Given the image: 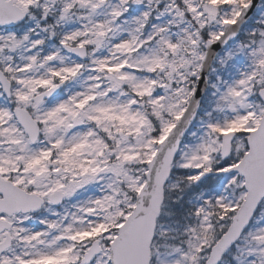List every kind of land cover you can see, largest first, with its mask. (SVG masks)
<instances>
[{
	"label": "rangeland",
	"instance_id": "obj_1",
	"mask_svg": "<svg viewBox=\"0 0 264 264\" xmlns=\"http://www.w3.org/2000/svg\"><path fill=\"white\" fill-rule=\"evenodd\" d=\"M10 1L30 12L52 5L51 0ZM138 1L142 2L137 13L119 17V0H70L77 3L74 9L81 18L76 27L66 30L63 43L93 41L97 46L90 50L86 64L67 56L59 46H47L45 51L39 47V38L29 36L37 23L35 14L13 30H0V71L13 88L9 100L0 93V178L45 199L53 190L65 193L58 208L45 205L32 217L12 219L17 242L1 256L0 264H78L92 240H98L101 250L89 264H109V242L143 182L141 163L151 157L192 91L203 35L215 37L221 24L232 21L239 9L231 5L226 11L216 10L218 2L232 0ZM257 12L252 26L218 56L208 73L200 113L172 164L168 199L181 184L195 188L197 175L219 163L221 134L253 129L258 113L264 111L251 97L246 75L250 66H259L262 73L254 84H264V3ZM88 17L93 20L84 19ZM144 22L148 31L140 37L136 28ZM259 22L262 25L255 26ZM233 58L231 74L224 79L222 65ZM154 64L158 66L154 75L140 70ZM61 81L66 87L56 98L33 108L34 94ZM16 104L29 108L39 123L41 134L34 145L12 118L10 106ZM77 117L83 123L73 129ZM99 121L106 133L103 137L97 130ZM242 133L232 140L226 161L233 162L245 151L246 133ZM51 148L58 152L48 164L45 157ZM216 175L199 184L200 194L190 202L197 216L193 226L177 228L161 222L156 226L149 264H196L208 216L218 218L215 206L233 211L244 196L241 179L223 175L214 206L209 192L201 188ZM255 216L220 264H264V201ZM226 222L222 218V230ZM206 236L211 238L210 233Z\"/></svg>",
	"mask_w": 264,
	"mask_h": 264
},
{
	"label": "water",
	"instance_id": "obj_2",
	"mask_svg": "<svg viewBox=\"0 0 264 264\" xmlns=\"http://www.w3.org/2000/svg\"><path fill=\"white\" fill-rule=\"evenodd\" d=\"M257 4L258 0H249L247 5L239 10V14L234 22L223 24V30L215 41H206L205 53L201 60L200 71L193 92L187 98V104L182 114L177 118L174 126L169 129L167 136L157 143V149L153 157L147 161V172L144 174L145 182L135 196V205L123 223L118 227L117 236L110 242L109 255L111 264H148V247L154 232L155 217L159 212L158 209L163 200L162 187L168 179L169 165L175 157L179 143L198 112L200 99L206 91L207 86L205 76L217 51L237 37L239 29L252 16ZM25 15L26 12L21 11L15 4L10 1L0 0V27L2 25L13 26L22 21ZM63 48L66 52L68 51L77 57L83 58L85 56L82 47L70 48L67 46ZM0 80L3 92L7 95L9 84L5 79L0 78ZM60 86L61 84H58V86L37 95L35 104L43 98L56 93ZM257 95L264 102V88L259 90ZM13 115L20 123L29 140L32 143L35 142L38 129L29 114L20 108H14ZM260 119L258 126L246 138L247 151L241 160L233 167L221 171L222 174L237 172V174L243 177L245 197L227 226L225 233L210 248V253L205 260V264H217L220 261L219 259L224 249L236 241L252 218L258 203L264 197V114ZM79 124L80 121L76 120L74 126H78ZM232 137L233 133L230 132L221 136V146L219 149L221 158L229 154ZM203 176L204 173L198 179H201ZM0 193L3 195V198L0 199V212H5L7 215L18 211H36L42 205V200L35 194H26L5 181H0ZM62 198L61 192H53L49 203L58 205ZM7 244V240L0 244V253ZM90 245L87 252L83 255L80 264H86L92 260L99 251L96 241H93Z\"/></svg>",
	"mask_w": 264,
	"mask_h": 264
},
{
	"label": "trees",
	"instance_id": "obj_3",
	"mask_svg": "<svg viewBox=\"0 0 264 264\" xmlns=\"http://www.w3.org/2000/svg\"><path fill=\"white\" fill-rule=\"evenodd\" d=\"M238 1L240 0H235L234 2L236 4H240V3H237ZM140 3L141 2H138V0H120V5L118 8H120L121 12H126L127 15H129L131 12H135L139 9V6H140ZM219 3V2H218ZM57 6H55L56 8ZM64 6L62 5L61 8H63ZM54 8V9H55ZM69 14L70 13H73V10L71 8L67 9ZM62 11V15L64 13V11H66V8L61 10ZM61 11L58 10V11H55V12H52V16H55L56 14L58 16H60L61 14ZM61 15V16H62ZM125 15V14H123ZM57 22L59 21V23L57 24L56 28L52 27L51 25V19H45V20H41V27H46L45 29V37H44V43H46V41H48V36H53L55 38V36L58 34L59 32V35H61L63 32V28H64V25H66L65 23L63 24V18H56ZM146 23V22H144ZM144 23L141 24L140 28L145 29L147 24L144 25ZM61 32V34H60ZM204 36V35H203ZM204 39H206V37L204 36ZM56 40L53 39V41L51 42H55ZM237 133L241 132L240 130H236ZM137 144H138V141H137ZM140 152L142 151L139 150ZM143 163V162H142ZM218 189V186L216 185L215 187H213V190L212 191H216ZM200 194L199 192V188H191L188 187V185L186 183L184 184H181L180 185V189L179 190H176V191H173L171 192L169 198L168 199L167 197L165 198V202H164V205H163V210L160 214V222L161 223H164V224H167L169 226H187V225H194V209L191 208L190 206V202H192L196 196ZM195 197V198H193ZM207 197L209 198V201L213 198V193L212 194H207ZM228 214H230V211H224L223 213H221V218H225L226 216L228 217ZM216 214L214 215H209L208 216V224H217L218 222L214 221L215 220V217ZM212 221V222H211ZM209 233L211 234V238H205L206 240V243H204V245H202L201 247V251L200 253H205V249L207 248V244L209 245L210 243L213 242V240L215 239V236L217 234H219V231L218 230H214V231H207L206 235L208 234L209 236ZM200 255L199 257L197 256L195 258V262L196 264H201V259H200Z\"/></svg>",
	"mask_w": 264,
	"mask_h": 264
},
{
	"label": "flooded vegetation",
	"instance_id": "obj_4",
	"mask_svg": "<svg viewBox=\"0 0 264 264\" xmlns=\"http://www.w3.org/2000/svg\"><path fill=\"white\" fill-rule=\"evenodd\" d=\"M16 216H24V215H16ZM16 216H12L11 218H10V220L12 221V219L14 218V217H16ZM25 216H27V215H25ZM2 218L4 217V216H1ZM27 217H30V216H27ZM12 225H11V229H8V231H7V233H8V235H9V237H10V240H11V245H10V248L15 244V242H17V240H16V237H14V234L12 233ZM4 235H5V231H3V232H1L0 233V240H2V239H4L3 237H4ZM9 250V249H8ZM7 251V250H6ZM5 251V252H6ZM4 252V253H5ZM4 253H2L1 254V256L4 254ZM1 256H0V258H1Z\"/></svg>",
	"mask_w": 264,
	"mask_h": 264
}]
</instances>
